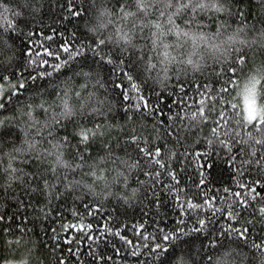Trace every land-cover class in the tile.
I'll use <instances>...</instances> for the list:
<instances>
[{
  "label": "snow or ice",
  "instance_id": "obj_1",
  "mask_svg": "<svg viewBox=\"0 0 264 264\" xmlns=\"http://www.w3.org/2000/svg\"><path fill=\"white\" fill-rule=\"evenodd\" d=\"M0 264H264V0H0Z\"/></svg>",
  "mask_w": 264,
  "mask_h": 264
},
{
  "label": "trees",
  "instance_id": "obj_2",
  "mask_svg": "<svg viewBox=\"0 0 264 264\" xmlns=\"http://www.w3.org/2000/svg\"><path fill=\"white\" fill-rule=\"evenodd\" d=\"M253 2H255V0H253ZM36 38H37V39H39V37H38V36H37ZM66 219H68V217H66ZM125 234H128V233H125Z\"/></svg>",
  "mask_w": 264,
  "mask_h": 264
}]
</instances>
